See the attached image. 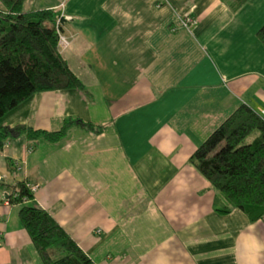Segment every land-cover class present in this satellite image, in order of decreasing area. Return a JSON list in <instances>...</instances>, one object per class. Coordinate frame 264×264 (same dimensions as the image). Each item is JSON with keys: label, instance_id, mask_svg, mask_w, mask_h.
<instances>
[{"label": "crops", "instance_id": "1", "mask_svg": "<svg viewBox=\"0 0 264 264\" xmlns=\"http://www.w3.org/2000/svg\"><path fill=\"white\" fill-rule=\"evenodd\" d=\"M256 2L25 1L23 11L59 13L67 43L58 51L84 87L34 93L0 126L57 131L79 119L102 130L72 125L55 142L5 140L0 264H42L22 204L4 200L22 180L36 185L31 203L96 264H264V215L251 221L190 162L239 104L264 119V45L242 37L256 36L247 14ZM185 15L190 28L180 25Z\"/></svg>", "mask_w": 264, "mask_h": 264}, {"label": "trees", "instance_id": "2", "mask_svg": "<svg viewBox=\"0 0 264 264\" xmlns=\"http://www.w3.org/2000/svg\"><path fill=\"white\" fill-rule=\"evenodd\" d=\"M26 0H0V118L34 93L83 90V83L58 51L59 13L53 9L23 11ZM237 9L247 0H224ZM256 37L264 45V23ZM72 125L100 133L102 126L67 119L57 131L25 124L0 126V151L8 138L24 135L55 142ZM190 162L233 207L251 221L264 215V119L239 104L197 146ZM12 170H17L16 166ZM17 181L9 204H22L19 218L42 264H96L46 210L31 203L33 192ZM25 203V204H24ZM214 205L220 213L228 208Z\"/></svg>", "mask_w": 264, "mask_h": 264}, {"label": "rangeland", "instance_id": "3", "mask_svg": "<svg viewBox=\"0 0 264 264\" xmlns=\"http://www.w3.org/2000/svg\"><path fill=\"white\" fill-rule=\"evenodd\" d=\"M251 3V2H250ZM256 5H250L247 14L251 15V17H253L252 21L250 22V27L251 29L256 26V25H260L258 26L261 27V25L264 23V4H261V2L259 0H257ZM243 16V15H242ZM246 16V15H244ZM257 20V21H256ZM257 28V29H258ZM249 36H253L254 38H256L255 36V31L253 32V34H249L248 32L244 33L242 35V37L244 38V40L249 37Z\"/></svg>", "mask_w": 264, "mask_h": 264}, {"label": "built area", "instance_id": "4", "mask_svg": "<svg viewBox=\"0 0 264 264\" xmlns=\"http://www.w3.org/2000/svg\"><path fill=\"white\" fill-rule=\"evenodd\" d=\"M194 23V18L190 15H185L182 17L181 21H180V25L184 28H190V26H192V24ZM58 25V23H57ZM59 35V41H58V44L61 45V46H65L67 41L65 38H63L60 34ZM16 169L19 170L20 169V164L16 163ZM26 186L32 191L34 192L35 188H36V185L34 184H30V183H26ZM6 203H8V199H4ZM9 204V203H8ZM96 234L99 235L100 234V230L97 229L96 231ZM0 244H1V237H0Z\"/></svg>", "mask_w": 264, "mask_h": 264}]
</instances>
